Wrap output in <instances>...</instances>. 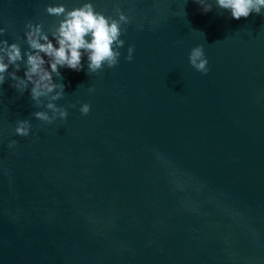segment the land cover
Here are the masks:
<instances>
[{
	"label": "water",
	"instance_id": "1",
	"mask_svg": "<svg viewBox=\"0 0 264 264\" xmlns=\"http://www.w3.org/2000/svg\"><path fill=\"white\" fill-rule=\"evenodd\" d=\"M0 264H264V0H0Z\"/></svg>",
	"mask_w": 264,
	"mask_h": 264
}]
</instances>
